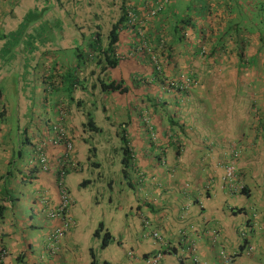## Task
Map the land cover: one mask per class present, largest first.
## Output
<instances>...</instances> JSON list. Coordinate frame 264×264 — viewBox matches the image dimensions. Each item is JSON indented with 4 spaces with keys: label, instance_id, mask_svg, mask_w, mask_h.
Listing matches in <instances>:
<instances>
[{
    "label": "crops",
    "instance_id": "crops-1",
    "mask_svg": "<svg viewBox=\"0 0 264 264\" xmlns=\"http://www.w3.org/2000/svg\"><path fill=\"white\" fill-rule=\"evenodd\" d=\"M159 1L0 0V264H142L162 248L154 231L160 264H264V0H168L149 17ZM118 2L137 26L120 29L101 79L126 91L100 93L92 44ZM105 132L119 175L103 202Z\"/></svg>",
    "mask_w": 264,
    "mask_h": 264
},
{
    "label": "trees",
    "instance_id": "trees-1",
    "mask_svg": "<svg viewBox=\"0 0 264 264\" xmlns=\"http://www.w3.org/2000/svg\"><path fill=\"white\" fill-rule=\"evenodd\" d=\"M54 1L61 2L63 0H54ZM95 4H96V1H95ZM119 5L122 6L121 9L119 8L120 7ZM113 7L116 9L118 7L119 11L117 9L115 13V17L113 18L112 24L108 25L107 31L105 32L104 37L106 38L107 43L105 45L102 43L100 34L98 33L94 34L95 37L98 36V38L94 40L92 44V50L96 52L92 58V61L94 62L95 65L91 67V72H89L88 75H86V77H91L92 75L94 76V84L87 86L84 83L85 79L82 80L81 76L77 78V81L76 80L74 81L76 84L83 86V89L86 88L87 86V88L92 91L99 89L100 93H124L126 91L122 83H117L115 81L104 82V80L101 79V76L104 73H106L109 69H114L117 66L118 60L115 58V55H114V47L116 43L118 42V35L120 32V29L123 26H126V15H127L128 7L124 6V2L122 3L118 2V6L116 5ZM103 46L105 48H103ZM155 72H159V71L156 70ZM156 74L157 76H159L158 73ZM88 114L89 115H86L88 116L86 119V122L83 124L85 125L84 127L87 128L89 131H93L95 133L100 131V128L97 126V124L95 123L93 119V115H91V113H88ZM64 140H67V139H64ZM125 140H126L125 137H121V142H122L121 150L123 152L122 174L124 176H126L125 170L128 165V162L130 161V152H129V149L127 148V143ZM3 212H4V207L0 206V218L3 215ZM144 225H145V222H144ZM152 233L153 232H151V235ZM94 238H97L100 240L101 248H104L106 245H108L112 241L110 234L108 232H104L102 225H100L99 228L95 231ZM246 247L247 246L243 244L241 246V249L246 248ZM91 264H98V263L96 261H93Z\"/></svg>",
    "mask_w": 264,
    "mask_h": 264
},
{
    "label": "built area",
    "instance_id": "built-area-1",
    "mask_svg": "<svg viewBox=\"0 0 264 264\" xmlns=\"http://www.w3.org/2000/svg\"><path fill=\"white\" fill-rule=\"evenodd\" d=\"M167 3H168V0L159 1L156 4V7L149 12L148 16L154 17L165 5H167ZM126 26H128L130 28H135L137 26V20L135 18V15L129 7L127 8ZM141 32H142V30L140 31V29H139L140 34H141ZM151 55H155V54H151ZM151 60H153V62L155 64H158V60H156L155 56H151ZM157 69H159V68L157 67ZM186 82L188 83V80H186ZM169 85L171 87H173L174 89H177V90L185 89V84H179L178 85L174 81L169 82ZM67 147L70 148V143H67ZM66 160H67V156L65 158V161ZM39 163L41 165H45L46 158L44 156H41ZM63 175H64V171H61L60 172V177H61L60 178L61 179L60 203H59L58 207L56 208V210L50 214V217L59 218L61 220L65 218L66 211L69 209V207L71 205V198H70L68 192L65 190V188L62 184ZM233 176H234V167L230 166L226 169V178L231 179V178H233ZM145 225L147 226V223ZM68 226H69V222L67 220H65V221L63 220L62 227L54 231V233L51 236V240L55 241L57 237L63 235L64 231L68 228ZM152 236L155 239H157L158 241H161L160 244H162V248L159 249V251L155 252L153 255L149 256L148 258L143 259L142 264H160L161 259L164 255V252L166 251V246L164 245L165 242L162 241V239L159 237V234L154 231L152 233ZM246 251H247V253L250 252V248L248 247L246 249Z\"/></svg>",
    "mask_w": 264,
    "mask_h": 264
},
{
    "label": "rangeland",
    "instance_id": "rangeland-1",
    "mask_svg": "<svg viewBox=\"0 0 264 264\" xmlns=\"http://www.w3.org/2000/svg\"><path fill=\"white\" fill-rule=\"evenodd\" d=\"M253 0H248V2H251ZM254 2V1H253ZM106 3V2H105ZM104 3V4H105ZM258 7V6H257ZM136 39V38H135ZM137 40V39H136ZM140 43V41L137 40V43L138 44ZM127 81V80H126ZM100 97L99 94H96L95 95V98H98ZM103 125L107 126V124L105 122H100ZM106 133V132H105ZM104 135H101V138H100V141L99 142H102V141H108L110 144H107L106 147L103 149L104 152H107V158H108V162L107 164L105 165V177H104V180L100 181L99 183H97L96 185L93 186V188L91 189V191L93 192V194H98L99 196H96V198H99L100 200H102L103 202H106V199L109 197V196H117L116 194V182H117V179H118V172L114 173V170H113V167H116L117 169V166H115L113 164V148L116 146L113 144V139L109 138L107 133ZM88 157H90V155H88ZM86 178H89L88 176ZM110 180H112V183L109 184ZM109 187L112 188V190L116 193H113L109 190ZM86 194L88 196V190L86 191ZM95 196H92V199L95 201Z\"/></svg>",
    "mask_w": 264,
    "mask_h": 264
}]
</instances>
